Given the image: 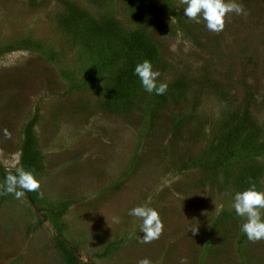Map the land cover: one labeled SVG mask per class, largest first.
Masks as SVG:
<instances>
[{
    "label": "rangeland",
    "instance_id": "rangeland-1",
    "mask_svg": "<svg viewBox=\"0 0 264 264\" xmlns=\"http://www.w3.org/2000/svg\"><path fill=\"white\" fill-rule=\"evenodd\" d=\"M235 2L248 14L217 34L180 0L139 18L138 0H0V184L33 122L44 192L0 195V264H264V240L247 239L233 208L249 167L262 166L264 191V153L226 134L234 111L264 126V0ZM137 28L161 47L164 102L141 81L130 104L116 93L138 60L113 35ZM144 204L164 224L149 244L129 215Z\"/></svg>",
    "mask_w": 264,
    "mask_h": 264
},
{
    "label": "clouds",
    "instance_id": "clouds-1",
    "mask_svg": "<svg viewBox=\"0 0 264 264\" xmlns=\"http://www.w3.org/2000/svg\"><path fill=\"white\" fill-rule=\"evenodd\" d=\"M180 3L185 5L184 16L196 23H200L202 18L207 29L217 34L225 29L226 18L230 13L245 16L248 14L244 6L235 0H180ZM134 74L139 77L142 87L147 92H155L157 95L167 92L168 84L166 82L157 83L161 73L159 70L153 69L150 60L145 59L138 63L134 68ZM25 192H36L39 198H44L41 181L33 171L25 170L22 167L17 168L15 174L7 175L4 183L0 184V195L11 194L19 200L24 197ZM233 208L238 216L245 218L241 225V231L245 233L247 239L252 243L264 240V191L257 190L255 184H252L246 190L236 192ZM129 215L142 221L140 230L143 236L140 243H152L163 234V220L156 208L148 204L136 206L129 211ZM113 221L118 223L119 219L114 217ZM191 231L195 234L198 229L194 227ZM137 264H152V261L142 258ZM179 264H188L187 258L182 257Z\"/></svg>",
    "mask_w": 264,
    "mask_h": 264
},
{
    "label": "trees",
    "instance_id": "trees-1",
    "mask_svg": "<svg viewBox=\"0 0 264 264\" xmlns=\"http://www.w3.org/2000/svg\"><path fill=\"white\" fill-rule=\"evenodd\" d=\"M140 5V10H136V16L139 18L140 16H145L150 13V15H154V0H138ZM117 25L108 26V31L105 30V34H112ZM102 30V29H101ZM104 31V30H103ZM117 44H122L125 48H132V51L135 52L133 54V59L138 60L132 67V69L127 73L124 77L125 79H121L117 84L116 93L121 97V100H125L127 104L131 103V93L138 88L140 79L137 75L134 74V68L138 63L143 62V60L148 59L152 62L153 67H156L160 61L161 55V47L158 41L153 37L151 31L145 28H137L136 30L130 32L125 38L124 34H118L115 31L113 35ZM178 86L186 87L187 83L183 79H179L177 82ZM170 84L168 85L167 92L163 95H157L154 93V99L158 102H164L167 99V95L169 93ZM243 115L241 116V114ZM232 112L231 118L232 123L229 126L227 131V137L232 139L241 135V143H247L248 147H251L253 152H263L264 153V126L262 127L260 123H258L251 116V111L249 109H244V112ZM241 116V117H240ZM155 118V114L153 115V120ZM156 120V118H155ZM154 120V121H155ZM33 122L28 126L25 138L23 141L22 149H21V167L25 170H31L36 172L40 170L39 166V153L35 148L34 138H33ZM235 135V137H234ZM224 159V158H223ZM261 165H253L249 167L241 176L238 177L239 185L242 189L249 188L252 184H255L258 190V172L261 169ZM1 168V167H0ZM2 171V170H1ZM3 172V171H2ZM7 173V172H6ZM7 176V174H6ZM26 196H28L32 201L34 200L31 192H25ZM65 251L70 255V260H78L75 251L69 246H63ZM80 264V263H79Z\"/></svg>",
    "mask_w": 264,
    "mask_h": 264
}]
</instances>
